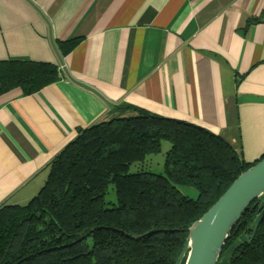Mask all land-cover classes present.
Returning <instances> with one entry per match:
<instances>
[{"label": "crops", "instance_id": "1", "mask_svg": "<svg viewBox=\"0 0 264 264\" xmlns=\"http://www.w3.org/2000/svg\"><path fill=\"white\" fill-rule=\"evenodd\" d=\"M263 13L264 0H0V60L60 75L34 94L0 95V207L27 203L78 129L127 107L203 127L257 161L264 21L249 22Z\"/></svg>", "mask_w": 264, "mask_h": 264}, {"label": "trees", "instance_id": "2", "mask_svg": "<svg viewBox=\"0 0 264 264\" xmlns=\"http://www.w3.org/2000/svg\"><path fill=\"white\" fill-rule=\"evenodd\" d=\"M262 21L264 13L249 23ZM76 43L58 47L66 54ZM59 79L53 64L0 60V95L14 88L31 95ZM127 108L134 113L78 129L49 162L35 196L0 207V264H174L188 227L258 161H245L203 127ZM164 141L170 146L161 172L130 171L159 154ZM181 188H193L196 198ZM259 202L242 214L223 251L240 235L250 237ZM229 264H264V215Z\"/></svg>", "mask_w": 264, "mask_h": 264}, {"label": "water", "instance_id": "3", "mask_svg": "<svg viewBox=\"0 0 264 264\" xmlns=\"http://www.w3.org/2000/svg\"><path fill=\"white\" fill-rule=\"evenodd\" d=\"M259 199V213L252 221L250 237L235 239L224 251L228 235L250 204ZM264 215V154L242 172L223 194L187 229V237L174 264H229L242 242L253 239ZM155 232V231H153Z\"/></svg>", "mask_w": 264, "mask_h": 264}, {"label": "rangeland", "instance_id": "4", "mask_svg": "<svg viewBox=\"0 0 264 264\" xmlns=\"http://www.w3.org/2000/svg\"><path fill=\"white\" fill-rule=\"evenodd\" d=\"M170 144L166 141L162 142V148L161 152L159 154L150 155L147 160L142 164H134L131 166L130 171L136 172L140 170L144 171H152V172H161L162 171V165L164 160V153L168 150ZM181 191L183 194L191 197L196 198L197 192L193 188H181ZM106 202L111 205L115 204V189L113 185H109L107 194L105 197Z\"/></svg>", "mask_w": 264, "mask_h": 264}]
</instances>
